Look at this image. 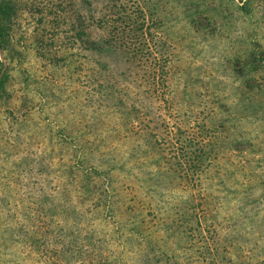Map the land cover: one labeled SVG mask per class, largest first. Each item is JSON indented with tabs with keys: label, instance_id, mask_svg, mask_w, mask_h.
<instances>
[{
	"label": "rangeland",
	"instance_id": "1",
	"mask_svg": "<svg viewBox=\"0 0 264 264\" xmlns=\"http://www.w3.org/2000/svg\"><path fill=\"white\" fill-rule=\"evenodd\" d=\"M0 264H264V0H6Z\"/></svg>",
	"mask_w": 264,
	"mask_h": 264
},
{
	"label": "trees",
	"instance_id": "2",
	"mask_svg": "<svg viewBox=\"0 0 264 264\" xmlns=\"http://www.w3.org/2000/svg\"><path fill=\"white\" fill-rule=\"evenodd\" d=\"M11 5L6 2V0H0V38H4L8 35L7 23L10 19ZM2 86V81H0V87Z\"/></svg>",
	"mask_w": 264,
	"mask_h": 264
}]
</instances>
